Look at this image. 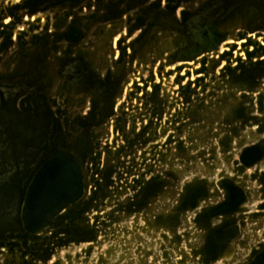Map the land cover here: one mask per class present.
Masks as SVG:
<instances>
[{
    "label": "rangeland",
    "instance_id": "rangeland-1",
    "mask_svg": "<svg viewBox=\"0 0 264 264\" xmlns=\"http://www.w3.org/2000/svg\"><path fill=\"white\" fill-rule=\"evenodd\" d=\"M7 8L0 264H264V0ZM54 162L79 194L33 235Z\"/></svg>",
    "mask_w": 264,
    "mask_h": 264
},
{
    "label": "bare ground",
    "instance_id": "bare-ground-1",
    "mask_svg": "<svg viewBox=\"0 0 264 264\" xmlns=\"http://www.w3.org/2000/svg\"><path fill=\"white\" fill-rule=\"evenodd\" d=\"M24 1L25 0H7V5L12 6L13 4H19ZM8 6L4 5L0 8V30H2L5 25L13 26L14 24L13 19L6 14L8 13ZM42 16H44L42 11H35L26 18V22L33 25L32 21ZM59 165H61V167ZM56 168L62 169L55 174L52 169ZM72 169L67 163L59 164V162H54L44 166L33 180L31 185L32 189L30 188L32 196L30 195L31 199L28 201V205L27 200H25L24 210L26 211L24 214L25 216H23L26 228L29 229L33 235H37L43 231L42 227L45 226V221L52 216V213L59 208L61 203L62 205L63 203L68 204L77 198L79 194L78 180L76 181L77 176L74 172V168Z\"/></svg>",
    "mask_w": 264,
    "mask_h": 264
},
{
    "label": "flooded vegetation",
    "instance_id": "flooded-vegetation-1",
    "mask_svg": "<svg viewBox=\"0 0 264 264\" xmlns=\"http://www.w3.org/2000/svg\"><path fill=\"white\" fill-rule=\"evenodd\" d=\"M260 21L257 19V21L256 22H254V23H252V24H257V23H259ZM208 42H210V40L208 41ZM207 45V44H206ZM60 167H61V165H59ZM62 169V168H61ZM61 169H59V168H56V169H52L53 170V172L55 173V174H57L58 173V171L59 170H61ZM71 169H72V167H71ZM73 170V169H72ZM53 172H52V174H53ZM72 177V176H71Z\"/></svg>",
    "mask_w": 264,
    "mask_h": 264
},
{
    "label": "water",
    "instance_id": "water-1",
    "mask_svg": "<svg viewBox=\"0 0 264 264\" xmlns=\"http://www.w3.org/2000/svg\"><path fill=\"white\" fill-rule=\"evenodd\" d=\"M75 191H76V189H75Z\"/></svg>",
    "mask_w": 264,
    "mask_h": 264
},
{
    "label": "crops",
    "instance_id": "crops-1",
    "mask_svg": "<svg viewBox=\"0 0 264 264\" xmlns=\"http://www.w3.org/2000/svg\"><path fill=\"white\" fill-rule=\"evenodd\" d=\"M207 22V21H206Z\"/></svg>",
    "mask_w": 264,
    "mask_h": 264
}]
</instances>
